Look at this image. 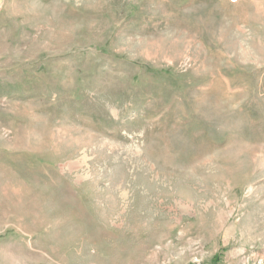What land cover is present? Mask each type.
Returning <instances> with one entry per match:
<instances>
[{"label": "rangeland", "instance_id": "obj_1", "mask_svg": "<svg viewBox=\"0 0 264 264\" xmlns=\"http://www.w3.org/2000/svg\"><path fill=\"white\" fill-rule=\"evenodd\" d=\"M0 264H264V0H0Z\"/></svg>", "mask_w": 264, "mask_h": 264}]
</instances>
